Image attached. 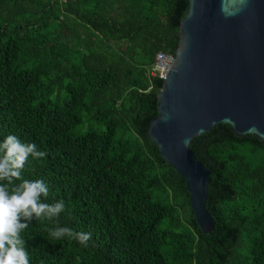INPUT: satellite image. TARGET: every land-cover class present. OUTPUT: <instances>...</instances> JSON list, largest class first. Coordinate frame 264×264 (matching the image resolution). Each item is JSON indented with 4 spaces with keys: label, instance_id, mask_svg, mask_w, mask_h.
I'll use <instances>...</instances> for the list:
<instances>
[{
    "label": "trees",
    "instance_id": "1",
    "mask_svg": "<svg viewBox=\"0 0 264 264\" xmlns=\"http://www.w3.org/2000/svg\"><path fill=\"white\" fill-rule=\"evenodd\" d=\"M187 5L174 25L175 0H0V142L12 134L46 152L22 176L65 204L22 233L30 264H212L184 181L135 121ZM205 152L233 191L213 201L234 232L221 264H264V147L219 140ZM57 223L92 232L88 246L51 240Z\"/></svg>",
    "mask_w": 264,
    "mask_h": 264
},
{
    "label": "water",
    "instance_id": "2",
    "mask_svg": "<svg viewBox=\"0 0 264 264\" xmlns=\"http://www.w3.org/2000/svg\"><path fill=\"white\" fill-rule=\"evenodd\" d=\"M173 62L156 95L142 94L135 119L183 181L192 225L221 264L234 241L213 208L233 191L205 152L219 140L264 147V0H187ZM184 6L175 0L173 24Z\"/></svg>",
    "mask_w": 264,
    "mask_h": 264
},
{
    "label": "clouds",
    "instance_id": "3",
    "mask_svg": "<svg viewBox=\"0 0 264 264\" xmlns=\"http://www.w3.org/2000/svg\"><path fill=\"white\" fill-rule=\"evenodd\" d=\"M46 152L35 143H25L16 135L0 142V264H30V256L22 233L32 220L58 221L65 209L63 201L45 202L49 187L42 179H24L22 172L29 158L40 160ZM54 241L70 239L87 247L92 232L74 231L67 226L45 227ZM79 259V258H77Z\"/></svg>",
    "mask_w": 264,
    "mask_h": 264
},
{
    "label": "built area",
    "instance_id": "4",
    "mask_svg": "<svg viewBox=\"0 0 264 264\" xmlns=\"http://www.w3.org/2000/svg\"><path fill=\"white\" fill-rule=\"evenodd\" d=\"M173 62V53L157 52L149 67V75L158 79H164Z\"/></svg>",
    "mask_w": 264,
    "mask_h": 264
}]
</instances>
